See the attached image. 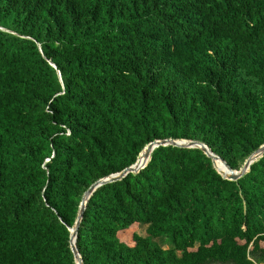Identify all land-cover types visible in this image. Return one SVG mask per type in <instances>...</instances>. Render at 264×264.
Returning a JSON list of instances; mask_svg holds the SVG:
<instances>
[{"label":"trees","instance_id":"16d2710c","mask_svg":"<svg viewBox=\"0 0 264 264\" xmlns=\"http://www.w3.org/2000/svg\"><path fill=\"white\" fill-rule=\"evenodd\" d=\"M168 138L234 170L264 144V0H0V264H75L83 193ZM77 247L83 264H264V155L229 180L159 146L91 194Z\"/></svg>","mask_w":264,"mask_h":264},{"label":"water","instance_id":"95a60500","mask_svg":"<svg viewBox=\"0 0 264 264\" xmlns=\"http://www.w3.org/2000/svg\"><path fill=\"white\" fill-rule=\"evenodd\" d=\"M58 75L60 76L59 71H58ZM167 145L181 147V148L201 149L211 159L212 164L214 168L217 170V172L221 174L222 177L229 179V180H236L242 177L245 173L249 171L250 165L264 155V144H262L246 158V160L244 161V163L242 164L239 170H234L227 164V162L222 157L213 153L205 143L199 140H187V139H177L176 140V139H171V138L153 140L141 150L136 161L132 165L124 168L123 170L119 172L109 174L105 177H102L96 180L83 193L80 204H79V209L76 215V220L74 224L71 227H69V232H70L69 246L73 254L75 264H83L81 254L79 253V250L77 247V237H78V229L80 226V222L83 218L84 210L86 208L88 199L91 196V194L98 187L104 184L120 180L129 173L139 172L140 169H142L143 167L147 165L148 161L150 160L151 153L153 152L155 148L159 146H167ZM216 161H219L222 163L223 167L226 169L227 174L219 170V168L216 165Z\"/></svg>","mask_w":264,"mask_h":264},{"label":"rangeland","instance_id":"374dc122","mask_svg":"<svg viewBox=\"0 0 264 264\" xmlns=\"http://www.w3.org/2000/svg\"><path fill=\"white\" fill-rule=\"evenodd\" d=\"M145 225H138L133 224L129 229L125 230L123 233H121V238L127 241L129 244H132L131 242V235L132 233H138L140 235H145ZM213 264H220V263H213Z\"/></svg>","mask_w":264,"mask_h":264},{"label":"bare ground","instance_id":"6f19581e","mask_svg":"<svg viewBox=\"0 0 264 264\" xmlns=\"http://www.w3.org/2000/svg\"><path fill=\"white\" fill-rule=\"evenodd\" d=\"M216 165H217V167L219 168V170H220L221 172L227 174V173H226V169L223 167V165H222L221 162L216 161Z\"/></svg>","mask_w":264,"mask_h":264}]
</instances>
